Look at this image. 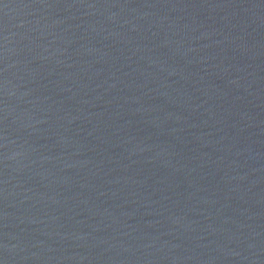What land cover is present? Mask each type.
I'll return each mask as SVG.
<instances>
[{"label": "water", "instance_id": "1", "mask_svg": "<svg viewBox=\"0 0 264 264\" xmlns=\"http://www.w3.org/2000/svg\"><path fill=\"white\" fill-rule=\"evenodd\" d=\"M0 264H264V0H0Z\"/></svg>", "mask_w": 264, "mask_h": 264}]
</instances>
